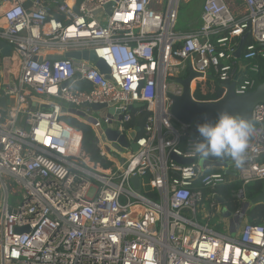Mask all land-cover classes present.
<instances>
[{
  "label": "built area",
  "instance_id": "1",
  "mask_svg": "<svg viewBox=\"0 0 264 264\" xmlns=\"http://www.w3.org/2000/svg\"><path fill=\"white\" fill-rule=\"evenodd\" d=\"M181 1L0 0L10 48L0 55V264H264V226L242 208L246 187L264 183V104L252 109L240 166L208 159L230 163L229 182L221 168L200 171L198 136L172 118L169 97L181 95L175 81L189 69L195 102H210L209 82L222 96L237 76V95L258 86L264 0H204L184 33L175 32ZM84 52L108 73L67 58ZM69 119L90 128L98 162ZM233 182L241 207L224 220L218 188Z\"/></svg>",
  "mask_w": 264,
  "mask_h": 264
},
{
  "label": "water",
  "instance_id": "2",
  "mask_svg": "<svg viewBox=\"0 0 264 264\" xmlns=\"http://www.w3.org/2000/svg\"><path fill=\"white\" fill-rule=\"evenodd\" d=\"M117 1V0H116ZM110 6V5H109ZM107 6V14L111 13V10ZM27 8V6H26ZM245 43V36L240 39L239 48L235 54L237 59L240 58L241 50ZM10 52L9 47H5L3 42L0 41V55L7 56ZM67 58L73 59H82L84 61H89L95 64V67L102 73H108L107 67L101 62L97 61L92 53L84 52V53H69L67 54ZM197 76L193 73L190 69L187 71L185 77L176 80V84L180 85L182 88V93L180 96H173L169 95L171 99V107H170V114L172 118L177 121L178 123L191 128L192 125L196 122H205L208 121H215L217 118L218 113L224 111L228 112L231 115L243 117L249 121H251V112L255 105L257 104H264V82L259 84L253 91L247 92L242 95H237L234 93L235 88V81L237 80L238 76L235 78L234 82H231L228 85H224L223 87L226 90V94L222 96L220 99L216 101L210 102H195L191 99L190 96V83L193 79ZM5 101L2 100L0 102V107L4 108ZM72 108V106H69ZM93 110H99L104 108V106L100 105H93L91 106ZM109 113H112V110H109ZM140 131L139 128L132 131L130 133V137L132 140L136 138V134ZM106 137L110 141H116L119 145L123 148L127 147V144L123 137H118L116 132L107 131ZM132 149H135V146H131ZM171 159L181 165H187L192 163L190 160H183L177 158L175 156H171ZM198 166L200 171L203 172L205 167L211 168H221L224 171V175H229L228 167L230 163H222L219 161H198ZM199 173L198 176H200ZM136 184V179L133 180ZM217 201L222 204V199L217 198ZM264 202V183L262 186L261 193L256 196L254 199L245 202L242 206L243 212L246 215V212L249 210L251 206H254L257 203ZM218 217L224 220H230L231 213L221 205L218 211ZM25 230L18 231L19 233Z\"/></svg>",
  "mask_w": 264,
  "mask_h": 264
},
{
  "label": "clouds",
  "instance_id": "3",
  "mask_svg": "<svg viewBox=\"0 0 264 264\" xmlns=\"http://www.w3.org/2000/svg\"><path fill=\"white\" fill-rule=\"evenodd\" d=\"M253 132L251 121L222 111L214 122L205 120L197 125L198 138L193 141L192 154L202 162L227 158L240 166Z\"/></svg>",
  "mask_w": 264,
  "mask_h": 264
},
{
  "label": "trees",
  "instance_id": "4",
  "mask_svg": "<svg viewBox=\"0 0 264 264\" xmlns=\"http://www.w3.org/2000/svg\"><path fill=\"white\" fill-rule=\"evenodd\" d=\"M81 1V0H79ZM198 20H196L197 22ZM264 82V60H261L259 62V73H258V82L257 84H261ZM212 83V82H209ZM208 83V84H209ZM216 85V86H215ZM210 87V90L208 93H206L203 97L205 101H216L221 98L222 96V87H217V84H210L208 85ZM200 96V95H199ZM145 116H141L137 121L136 125L138 128L143 127ZM68 122L73 125L75 128L80 130L83 134V147L85 151L89 154V158L92 162H98L99 161V155L96 149V146L94 144L93 135L90 130V128L80 125L76 123L74 120H68ZM202 122H196L192 125L188 132L189 137L198 136L197 133V125L201 124ZM226 179L231 182L235 181L236 177L232 175H227ZM262 182H255L251 185L246 187L245 190V196L248 200L254 199L256 196H258L262 191ZM239 186L238 183L233 182L232 184H225L218 188V193L220 194V197L222 199V203L225 205L227 210L230 213H235L236 211L240 210L241 202L234 197V193L238 190ZM246 220L249 224L252 225H260L264 226V202H260L255 204L254 206H251L249 210L246 212Z\"/></svg>",
  "mask_w": 264,
  "mask_h": 264
},
{
  "label": "rangeland",
  "instance_id": "5",
  "mask_svg": "<svg viewBox=\"0 0 264 264\" xmlns=\"http://www.w3.org/2000/svg\"><path fill=\"white\" fill-rule=\"evenodd\" d=\"M204 0H182L180 8L178 10V17L175 24V32H187L192 24H196L197 17L200 14L201 6ZM217 84V83H214ZM216 86V85H215ZM220 85L217 84V87ZM200 90V87H199ZM145 192H149V188L143 189ZM215 230L221 233H225L221 224L214 227Z\"/></svg>",
  "mask_w": 264,
  "mask_h": 264
},
{
  "label": "crops",
  "instance_id": "6",
  "mask_svg": "<svg viewBox=\"0 0 264 264\" xmlns=\"http://www.w3.org/2000/svg\"><path fill=\"white\" fill-rule=\"evenodd\" d=\"M47 1V3L48 4H50V2L51 1H53V0H46ZM55 1H61V0H55ZM79 1V0H78ZM1 12H2V7H1V4H0V27H2L4 24H3V21H2V18H1ZM198 18H199V16L197 17V20H198ZM237 66H238V69L240 70V71H243L245 68H246V65L247 64H245L243 61H241L240 59H238V61H237ZM210 84H213V83H209L208 85H210ZM206 86L207 87V93L209 92V90H210V87L209 86ZM223 92V91H222Z\"/></svg>",
  "mask_w": 264,
  "mask_h": 264
}]
</instances>
